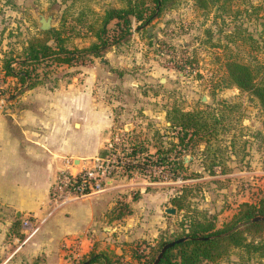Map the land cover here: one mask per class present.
<instances>
[{
    "label": "rangeland",
    "instance_id": "1",
    "mask_svg": "<svg viewBox=\"0 0 264 264\" xmlns=\"http://www.w3.org/2000/svg\"><path fill=\"white\" fill-rule=\"evenodd\" d=\"M123 3L0 0V114L9 112V106L2 104L9 100L17 83L3 71V58L21 56L23 47L46 31L38 28L35 13L53 14L56 24L50 29L60 31L69 47H83L96 41V36L78 21L79 14H87L83 18L87 24L95 19L99 22L106 8L122 7ZM138 23L133 19L127 37L121 36L122 40L105 49L101 57L72 65L110 68L114 80H120L125 89L124 99L130 105L126 110L119 104L116 111L123 117L124 113H133L135 127L130 129L132 126L125 125L119 115L121 118L112 125L108 138L122 133L124 143L142 148L155 159L158 148L168 153L169 161L161 163L166 174L163 179L186 189L181 191V208L172 214L174 218L171 214L164 218L166 223L159 233L166 240H173L193 221L213 216L221 225L242 202L256 203L264 196V111L256 96L228 83L225 66L228 57L246 63L264 62V0H218L212 8L202 7L196 0H168L148 25L137 28ZM121 34L124 29H117L115 35ZM250 36L256 41L253 45L246 38ZM256 43L260 46L255 47ZM72 65L49 61L31 69L40 82L55 84L75 70H66ZM12 67L18 70L19 64ZM162 77L166 80L162 81ZM172 107L200 111L211 124V132L201 139L196 135L185 147L178 148L175 144L181 127L167 116ZM92 138L86 135V153L81 159L98 154L92 155L88 145ZM104 153L105 148L99 154ZM185 155L190 156L187 162ZM181 158L185 167H175L173 159ZM263 237L264 232L255 239ZM227 262L264 264V247L251 254L233 248L226 258L214 264Z\"/></svg>",
    "mask_w": 264,
    "mask_h": 264
},
{
    "label": "crops",
    "instance_id": "2",
    "mask_svg": "<svg viewBox=\"0 0 264 264\" xmlns=\"http://www.w3.org/2000/svg\"><path fill=\"white\" fill-rule=\"evenodd\" d=\"M66 70L74 71L55 84L25 86L2 104L9 112L0 114V264H69L94 244L127 254L137 242L159 238L165 208L173 205L174 182L120 175L104 190L52 211L49 188L62 159L78 163L86 135L93 137L92 155L102 152L122 116L117 105H130L110 68L82 63ZM124 115L125 125L134 128L133 113ZM121 202L129 212L117 217ZM27 217L31 225L25 228Z\"/></svg>",
    "mask_w": 264,
    "mask_h": 264
},
{
    "label": "trees",
    "instance_id": "3",
    "mask_svg": "<svg viewBox=\"0 0 264 264\" xmlns=\"http://www.w3.org/2000/svg\"><path fill=\"white\" fill-rule=\"evenodd\" d=\"M122 1H124L122 7L106 8L99 22L95 19L94 22L87 24L83 20L87 14L83 13L84 11L79 14V20H77L88 30H93L96 36V41L89 46L69 47L67 39L60 35V31L50 29L41 31L42 36L34 37L28 45L23 47L21 56L4 57L3 71L17 80L9 99H13L25 86L31 87L40 83L37 79L38 75L33 74L31 69L39 63L50 61L72 65L91 57H101L105 49L114 42L122 40L121 36V38L127 37L126 34L132 27L133 19L139 22L137 28L148 25L168 2V0ZM196 1L205 8L215 7L218 2V0ZM117 29H124V34L115 35ZM110 31H115V33L112 34ZM246 38L251 40L252 45L256 42L251 36ZM256 46L260 44L256 43ZM14 63L19 64L18 70L12 67ZM225 66L228 83L256 96L264 111V62L246 63L237 58L228 57ZM177 108L172 107V111L167 110V116L171 122L181 127L179 140L175 146L185 147L194 136L198 135L201 139L211 132V124L204 119L200 111H184ZM134 149L144 152L146 158L143 161L139 160L135 168L149 163L161 164L169 161L165 149H156V159L140 147ZM173 163L175 167H185L182 158L173 159ZM127 175L132 174L127 171ZM184 190L186 189L178 188L170 199L177 209L181 208V191ZM117 208V217L129 212V205L126 202L118 203ZM262 214L264 215V196L260 197L256 203L242 202L238 210L221 225H217L213 216L205 217L201 221H193L183 234L174 238L184 237L185 239L166 249L158 264H214L226 258L233 248L243 249L247 254L257 252L264 247V239H255L256 235L262 236L264 232V220L253 221L252 218ZM169 241L171 240H166L163 235H160L153 243L145 240L137 242L127 254L112 253V255L105 250H97L94 244L89 252L73 258L71 263L83 264L87 261V264H153L163 245ZM226 264L232 263L227 262Z\"/></svg>",
    "mask_w": 264,
    "mask_h": 264
},
{
    "label": "built area",
    "instance_id": "4",
    "mask_svg": "<svg viewBox=\"0 0 264 264\" xmlns=\"http://www.w3.org/2000/svg\"><path fill=\"white\" fill-rule=\"evenodd\" d=\"M113 135L104 145V154L81 159L78 163L72 157L62 159V166L49 188L48 201L52 211L61 209L74 199L104 190L109 180L127 175V171L136 176L153 175L155 180L165 182L164 165L154 162L135 168L139 160H146L145 153L124 143V137L120 136L124 134ZM22 224L25 228L30 227V218H25Z\"/></svg>",
    "mask_w": 264,
    "mask_h": 264
},
{
    "label": "water",
    "instance_id": "5",
    "mask_svg": "<svg viewBox=\"0 0 264 264\" xmlns=\"http://www.w3.org/2000/svg\"><path fill=\"white\" fill-rule=\"evenodd\" d=\"M35 17L37 18L38 28L40 30H48V29L54 27V25L56 24L54 15L51 14V13L46 14V13H42V12H37V13H35ZM102 60H104V59L102 58ZM161 80L165 81L166 78L162 77ZM203 99H206V96H204ZM189 158H190L189 155H185L184 156V159H185L186 162L189 160ZM165 212L172 215V214H175L177 212V208L175 206H173V205H170V206H167L165 208ZM252 220L253 221H255V220H264V215L254 216L252 218ZM184 239H185L184 237H181V238L173 239V240L165 243L163 245V247L161 248V251L159 252V254H158V256L155 259L153 264H158V262L160 261L161 257L163 256L164 252L166 251V249H168L169 247L173 246L177 242L182 241ZM83 264H87V261L84 262Z\"/></svg>",
    "mask_w": 264,
    "mask_h": 264
}]
</instances>
